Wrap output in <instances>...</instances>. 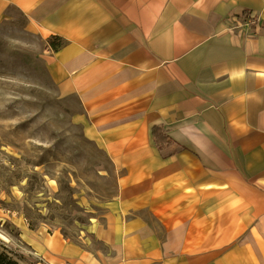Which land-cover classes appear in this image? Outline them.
<instances>
[{
	"label": "crops",
	"instance_id": "obj_1",
	"mask_svg": "<svg viewBox=\"0 0 264 264\" xmlns=\"http://www.w3.org/2000/svg\"><path fill=\"white\" fill-rule=\"evenodd\" d=\"M14 12L64 40L49 75L116 179L93 233L33 237L45 263L264 264V0H0Z\"/></svg>",
	"mask_w": 264,
	"mask_h": 264
},
{
	"label": "rangeland",
	"instance_id": "obj_2",
	"mask_svg": "<svg viewBox=\"0 0 264 264\" xmlns=\"http://www.w3.org/2000/svg\"><path fill=\"white\" fill-rule=\"evenodd\" d=\"M14 12L0 22V242L22 264H46L32 239L72 241L104 224L116 194L114 169L88 140L74 95L49 75L51 38Z\"/></svg>",
	"mask_w": 264,
	"mask_h": 264
},
{
	"label": "trees",
	"instance_id": "obj_3",
	"mask_svg": "<svg viewBox=\"0 0 264 264\" xmlns=\"http://www.w3.org/2000/svg\"><path fill=\"white\" fill-rule=\"evenodd\" d=\"M49 45L54 51H56L64 45V40L60 37L54 36L51 37V40H49ZM153 133L156 138V142L159 145V138L161 135H165V133L160 127H155L153 129ZM165 139H167L166 136ZM18 256L19 255L15 254L13 250L9 249L6 245L0 242V264H22Z\"/></svg>",
	"mask_w": 264,
	"mask_h": 264
},
{
	"label": "built area",
	"instance_id": "obj_4",
	"mask_svg": "<svg viewBox=\"0 0 264 264\" xmlns=\"http://www.w3.org/2000/svg\"><path fill=\"white\" fill-rule=\"evenodd\" d=\"M250 19V18H249Z\"/></svg>",
	"mask_w": 264,
	"mask_h": 264
}]
</instances>
